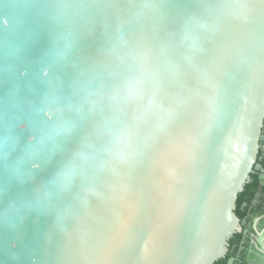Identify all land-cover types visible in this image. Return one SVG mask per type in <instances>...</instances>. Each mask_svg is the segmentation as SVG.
Wrapping results in <instances>:
<instances>
[{"label": "water", "instance_id": "water-1", "mask_svg": "<svg viewBox=\"0 0 264 264\" xmlns=\"http://www.w3.org/2000/svg\"><path fill=\"white\" fill-rule=\"evenodd\" d=\"M264 127V0H0V264H215Z\"/></svg>", "mask_w": 264, "mask_h": 264}, {"label": "flooded vegetation", "instance_id": "flooded-vegetation-1", "mask_svg": "<svg viewBox=\"0 0 264 264\" xmlns=\"http://www.w3.org/2000/svg\"><path fill=\"white\" fill-rule=\"evenodd\" d=\"M257 164L251 172L256 177H249L250 184L236 201L240 230L230 236L225 255L215 264H264V136Z\"/></svg>", "mask_w": 264, "mask_h": 264}, {"label": "trees", "instance_id": "trees-1", "mask_svg": "<svg viewBox=\"0 0 264 264\" xmlns=\"http://www.w3.org/2000/svg\"><path fill=\"white\" fill-rule=\"evenodd\" d=\"M250 177L255 178V177H256V174L251 173V174H250ZM256 182H257V180H255V183H256ZM249 184H250V183H246L245 186H244V188H247V186H248ZM242 193H243L242 191H241L240 193H238V197H237V198H239V197L241 196Z\"/></svg>", "mask_w": 264, "mask_h": 264}]
</instances>
